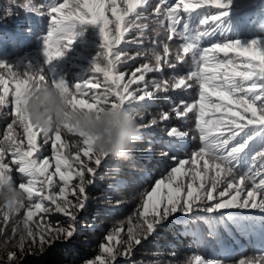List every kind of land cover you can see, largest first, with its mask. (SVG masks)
<instances>
[{"label": "snow or ice", "instance_id": "snow-or-ice-1", "mask_svg": "<svg viewBox=\"0 0 264 264\" xmlns=\"http://www.w3.org/2000/svg\"><path fill=\"white\" fill-rule=\"evenodd\" d=\"M230 4L231 0H158L155 5L150 0H62L46 5L51 18L44 37L46 63L61 58L70 48L77 24L100 25L102 51L90 71L102 74L103 83L94 75L70 85L63 79L47 78L42 69L33 70L31 65L18 71L0 62V116L7 109L11 117L0 133V177L5 172L12 177L15 170L24 178L18 185L13 181L26 194L21 250L26 238L43 245L54 236L70 238L74 234L73 227L53 226L46 217L60 213L74 224L73 210L85 206L86 186L94 182L109 158L98 156L92 150L93 141L68 125L45 135L31 124L25 113L27 97L41 85L65 91L72 110L97 113L106 107L138 112L154 96L150 87L195 93L190 102L174 105L172 112L182 122L194 120L192 139L199 141L198 147L188 151L189 131L175 126L168 131L170 151L184 152V157L173 155L175 165L138 194L139 206L128 218L126 230L124 225L114 228L107 235L108 244L100 246L101 254L85 264H113L120 255L130 256L135 245L177 213L206 225L204 232L191 231L194 242L201 246L209 237L219 239L218 229L241 236L258 232L264 241V43L253 39L241 46L238 40L225 38L201 47L202 39L215 35L228 14L211 10H226ZM149 22L156 35L164 36L157 45L162 50L153 51V62L136 68L126 80L118 65L135 60L136 56L127 54L128 45L143 41L126 40L125 34L132 31L143 37ZM210 22L214 24L211 32L200 30L199 26ZM173 40L181 43L172 44ZM122 41L123 47H117ZM181 66L187 68L183 74L177 72ZM166 68L172 70L170 79L163 78ZM148 73H159L161 79L149 82ZM171 118L167 112L160 116L163 121ZM157 123L155 118L148 125L139 123L140 132ZM46 146L48 155L44 154ZM253 210L260 215L251 214ZM12 214L5 209L3 217L7 220ZM232 255L233 250L225 247L223 258L193 254L183 264H264V254L238 260ZM9 259H15V254L10 253Z\"/></svg>", "mask_w": 264, "mask_h": 264}, {"label": "trees", "instance_id": "trees-1", "mask_svg": "<svg viewBox=\"0 0 264 264\" xmlns=\"http://www.w3.org/2000/svg\"><path fill=\"white\" fill-rule=\"evenodd\" d=\"M56 2L62 0H0V62L15 66L18 71H24L31 65L33 70L42 69L47 78L57 81L63 79L70 85L87 77L92 79L94 75L103 83L102 74H92L90 71L93 60L102 51L100 25L77 24L74 29L77 35L70 48L61 58L46 63L44 37L51 23L46 5ZM157 2L158 0H150L153 5ZM26 4L30 7L25 8ZM234 10L231 19L223 22L222 18L219 23L218 31L223 36L217 31L215 35L204 37L201 41L202 48L224 42L225 38L238 40L241 46H247L253 39L264 43V31L258 27L264 25V0H240ZM108 15L112 18L110 13ZM199 27L201 31L211 32L214 25L210 22ZM133 38L142 40L143 43L129 44L127 54L136 56V59L118 65L125 73L126 80L136 68L153 62L152 53L162 50L157 45L164 36L156 35L150 23L143 37L132 31L125 34L126 40ZM171 43L178 45L181 41L173 40ZM117 47H123V41ZM186 71L184 66L177 69L180 74ZM171 76L172 70L166 68L163 78L170 79ZM153 79H161L160 74H146V80L150 82ZM132 87L135 88L136 85ZM140 87H143V84ZM150 90L154 92V96L150 98L147 107L138 111V123L148 125L155 118L157 125L144 128L140 132L141 140L127 159L117 160L109 157L106 166L99 168L98 177L86 186L85 206L73 210L76 214L74 224L69 217L60 213L46 217L53 226L73 227L74 234L70 238L64 235L59 238L54 236L43 245L26 238L21 250L19 237L25 234L23 220L26 209L13 213L5 220V209L0 201V264H85L101 254L100 246L108 244L107 235L114 228L124 225L126 230L128 218L135 215L139 206L138 194L150 188L156 179L175 165L173 155L184 157V152L170 151L172 138L167 135L168 131L174 126L189 131L186 138L188 151L198 147L199 141L192 139L195 134L192 131L194 120L182 122L175 118V113L172 112L174 105L182 101L190 102L195 93L192 90L185 92L173 88L168 92L156 91L151 87ZM165 112L172 117L168 121L160 119L161 114ZM4 113L5 115L0 116V133L5 131L6 124L11 119L7 109ZM140 116L143 117L142 120L139 119ZM64 139L72 141L70 136H65ZM49 151L46 146L44 154L48 155ZM11 175L17 185L24 179L15 170ZM192 230L204 232L206 225L202 221L190 220L177 213L165 221L155 233L143 239L140 245H135L130 256L120 255L113 264H183V261L193 254H203L206 258H223L222 249L225 247L233 250L231 258L235 260L244 256L264 254V241L258 232L245 238L218 229L219 239L209 237L201 246L194 242ZM10 253L15 254V259H9ZM172 253L176 255L173 257Z\"/></svg>", "mask_w": 264, "mask_h": 264}, {"label": "clouds", "instance_id": "clouds-1", "mask_svg": "<svg viewBox=\"0 0 264 264\" xmlns=\"http://www.w3.org/2000/svg\"><path fill=\"white\" fill-rule=\"evenodd\" d=\"M264 31V25L258 26ZM68 94L58 87L41 85L27 97L25 113L33 126L47 135L65 125L84 137L91 139L92 150L101 158L127 159L141 140L139 113L127 108L106 107L103 111L72 110L67 104ZM26 194L5 172L0 177V201L4 209L19 212Z\"/></svg>", "mask_w": 264, "mask_h": 264}, {"label": "rangeland", "instance_id": "rangeland-1", "mask_svg": "<svg viewBox=\"0 0 264 264\" xmlns=\"http://www.w3.org/2000/svg\"><path fill=\"white\" fill-rule=\"evenodd\" d=\"M239 1L240 0H231V4H230L229 8L226 9V10H215V9H212L211 11L212 12H215V11H217V12L227 11L228 14L223 17V19H224L223 22H226V21H228V19H231L233 17V12L235 11L234 7L238 4ZM222 211L227 213V212H237V211H245V210H222ZM251 214L260 215L259 213H256L254 210L252 211ZM247 236L248 235H244L245 238H247Z\"/></svg>", "mask_w": 264, "mask_h": 264}]
</instances>
